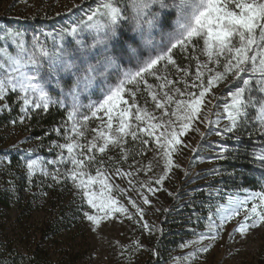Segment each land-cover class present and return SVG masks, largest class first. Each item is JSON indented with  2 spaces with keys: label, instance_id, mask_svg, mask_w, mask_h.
<instances>
[{
  "label": "snow or ice",
  "instance_id": "1",
  "mask_svg": "<svg viewBox=\"0 0 264 264\" xmlns=\"http://www.w3.org/2000/svg\"><path fill=\"white\" fill-rule=\"evenodd\" d=\"M85 30L90 40L76 39L69 47L61 43L65 35L75 38ZM0 40L15 45V49L0 46V101L16 94L22 101V113L30 108L47 112L50 104L57 103L66 109L67 119L52 129L64 143L51 142L59 151L46 164L55 166L53 180L63 175L72 181L82 202L95 211L83 212L94 226L101 219L128 212L113 195L119 186L109 183L104 170L113 158L108 156L106 162L100 157L112 148L119 149L120 159L126 160L129 138L142 146L155 143L163 153L166 175L174 166L172 154L182 143L180 137L200 120L206 96L217 99L212 89L220 84L234 87L229 88L222 113L216 114L228 123L215 134L224 138L241 128H252L264 135V0H101L86 20L54 39L51 48L37 37L26 46L23 33L12 30L0 35ZM176 50L189 60L188 66L177 62ZM192 61L194 74L190 71ZM168 66L175 70V77ZM148 78L155 82L149 83ZM48 84H54L56 99L46 90ZM82 96L89 97L87 105ZM93 96L97 99L92 100ZM0 108L10 105L0 104ZM85 108L87 111H82ZM93 118L98 123L90 128ZM201 122L210 127L220 120ZM89 132L91 139H87ZM224 151L221 146V154ZM254 159L264 165V148ZM26 167L29 176L37 168L49 175L40 157L29 160ZM113 174L132 175L120 168ZM164 179L162 175L155 183ZM243 191L247 193L243 198L230 195L226 205L217 207L219 225L210 212V233L241 214L243 219L234 229L241 235L264 225V187ZM128 202L142 217L136 203ZM143 227L149 229L146 223ZM206 238L216 236L201 235ZM208 247L199 251L206 252Z\"/></svg>",
  "mask_w": 264,
  "mask_h": 264
},
{
  "label": "rangeland",
  "instance_id": "2",
  "mask_svg": "<svg viewBox=\"0 0 264 264\" xmlns=\"http://www.w3.org/2000/svg\"><path fill=\"white\" fill-rule=\"evenodd\" d=\"M99 3L101 0H0V35L8 30L15 32L16 28H21L23 32L27 31L23 35L29 46L33 37H37L42 45L51 48L54 39H59L66 29L76 27L86 20L90 9H94ZM124 31L127 33V25L124 26ZM76 39L90 40V33L85 30L75 38L65 35L61 43L69 47L70 44H75ZM0 46L15 49L14 44H5L3 40H0ZM174 58L182 67L189 65V60L185 59V55L179 50H176ZM200 59L205 58L201 56ZM168 67L171 75L175 77V70L171 66ZM190 71L195 73L194 61L191 62ZM148 79L149 83L155 82L153 78ZM47 87L49 84L45 85L46 89ZM230 87L234 86L225 87L222 83L212 89L217 99H213L212 95L206 96L203 115L200 120L194 122L193 130L180 137L182 143L177 145V150L172 154L174 166L166 175L163 153L155 143L142 146L139 141L133 143L129 138L125 146L128 150L126 160L120 159L119 149L112 148L100 157L106 162L108 156L113 158L104 170L108 173L109 183L119 186L113 195L128 209L126 214L117 213L108 219H101L99 224L94 226L83 216V212L95 214V211L82 202L81 194L69 179V189L63 194V198L54 201V212H50L57 215L62 207H65V211L72 208V221L75 224L65 238L69 239L68 246L73 245L74 250L78 252L79 264L143 263L149 258L150 252L156 253L152 243H156L159 237H164L170 231L179 233V245L173 251L163 250V256L159 260L157 258V264H264V225L251 228L245 235H241L234 231L238 222L243 219L241 214L226 222L218 232L210 233L207 227L210 212L214 214V222L219 225L220 219L216 209L228 203V196L243 198L247 195L243 189L254 191L264 187V165L254 159V154L264 148V135L253 132L252 128L240 129L224 138L215 134L228 123L223 116L218 117L216 114L222 113ZM91 99L97 98L93 96ZM81 101L85 105L90 102L88 96H82ZM64 111L62 123L67 119L66 109ZM82 111L86 112L87 109ZM99 115L103 116L102 113ZM218 118L219 124L213 123L210 127L201 122L216 121ZM97 123L93 118L89 127H96ZM15 128L9 126L4 130L6 143L3 148L12 151L20 149L27 162L40 157L45 168L54 171L55 166L47 165L46 161L54 159L59 150L44 147L27 132H18ZM249 133H252L251 138ZM91 135L89 132L87 139H91ZM58 141L64 143L62 136H58ZM240 142H244L243 151L249 158L248 167L259 185L258 189L240 187L237 172L226 170V165L222 164L229 155L235 154L234 151ZM221 146L225 149L222 154ZM221 155L222 158H219ZM62 168L61 173L64 172ZM115 168H120L122 172H131L132 175L127 178L116 176L113 174ZM35 172L42 171L37 168ZM91 172L95 175L94 168ZM162 175L165 179L160 184L155 183ZM129 180L132 181L131 184ZM149 187L153 191H148ZM120 189L123 190L122 194ZM144 197L149 203H144ZM129 199L142 210V217L128 202ZM39 205L40 210H49L46 203ZM145 223L149 225L150 230L143 227ZM202 234L206 237L215 235L216 238L201 239ZM205 246H209L208 251H199ZM151 259L155 261L156 256Z\"/></svg>",
  "mask_w": 264,
  "mask_h": 264
},
{
  "label": "trees",
  "instance_id": "3",
  "mask_svg": "<svg viewBox=\"0 0 264 264\" xmlns=\"http://www.w3.org/2000/svg\"><path fill=\"white\" fill-rule=\"evenodd\" d=\"M16 31L27 32L21 28H16ZM25 45L29 46L26 40ZM46 90L56 99L52 84ZM4 103H8L10 108H0V264H79L78 252L73 245L68 246L69 239L65 238L75 224L72 221V208L65 211V207H62L57 215L50 212H54V201L63 198L69 189V179L61 175L58 181L53 180V171L48 167V176L43 172H34L29 176L28 162L20 149L12 151L3 148L6 143L4 130L9 126H15L18 132H27L44 147H52V141L59 142L52 129L62 124L65 108L57 103L50 104L47 112L30 108L27 113H22V101L16 98V94H9L7 100L2 101ZM46 132L48 135H45ZM243 143L240 142L235 154L229 155L222 164L226 165V170L237 172L240 187L258 189L259 185L248 167L249 158L243 151ZM39 203H46L49 210H40ZM178 234L170 231L164 237H159L156 243H152L156 253L150 252L149 258L139 264H157L163 250L173 251L177 248ZM153 256H156L155 261L151 259Z\"/></svg>",
  "mask_w": 264,
  "mask_h": 264
}]
</instances>
